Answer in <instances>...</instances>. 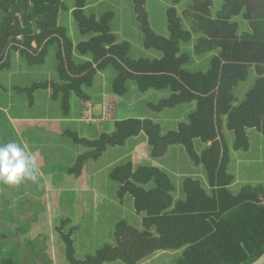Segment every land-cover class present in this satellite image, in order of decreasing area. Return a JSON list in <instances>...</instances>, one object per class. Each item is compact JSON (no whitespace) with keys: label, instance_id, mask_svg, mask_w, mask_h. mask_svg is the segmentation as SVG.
Wrapping results in <instances>:
<instances>
[{"label":"trees","instance_id":"1","mask_svg":"<svg viewBox=\"0 0 264 264\" xmlns=\"http://www.w3.org/2000/svg\"><path fill=\"white\" fill-rule=\"evenodd\" d=\"M132 2L143 45L159 51V57L132 58L131 43L120 41L111 27L113 11L100 17L88 15L87 0H74L71 9L80 33L89 35L77 43L68 28L59 23L61 10H69L65 0H0V71L10 68L13 52L36 65L46 61L51 47L56 51L57 80L15 87L26 91L31 101L37 89H49L51 99L60 102L61 113L69 118L71 95L81 99L84 110V102L90 100L85 87L92 86L96 76L111 67L116 73L112 91L117 95L125 94L127 81L134 80L144 93L170 90L167 97L149 103L154 111L194 104L187 120L167 132L159 122L137 117L116 120L113 132H102L94 139L75 130L63 132L74 143L88 148L75 166L67 168L70 174H81L85 160L100 159L109 146L124 145L144 134L152 158L160 159L170 146L182 145L191 161L204 168L207 178L204 184L195 176L184 177L181 196L177 197L173 179L160 166L136 165L132 161L115 165L110 178L119 183L117 199H133L137 214L142 216V228L120 220L115 226L114 244L107 243L95 254L78 258L73 234L63 230L68 220H63L57 230L67 244V262L103 264L121 260L138 264L161 250H181V257L173 264H251L264 253V182L246 184L233 192L236 176L230 171V147L224 129L226 123L239 150L251 145L248 129L264 134V0L255 6L252 0H226L215 14L214 0H193L183 12L190 28L184 25L177 8L170 6L166 10L168 36L152 29L145 0ZM243 4L250 7L243 14L250 29L240 33L239 23L233 18L244 12ZM193 33H199L194 45L196 54L218 51L207 71L191 70V55L181 52L180 43L190 41ZM253 66L259 77L239 102L234 89L248 78ZM197 140L207 144L201 151ZM27 213V219L33 221L36 214L31 209ZM18 221V217L2 215L4 228L30 231V225L23 223L26 220ZM1 238L0 264H25L24 247L9 245L6 234L2 233ZM41 256L34 264H42Z\"/></svg>","mask_w":264,"mask_h":264},{"label":"rangeland","instance_id":"2","mask_svg":"<svg viewBox=\"0 0 264 264\" xmlns=\"http://www.w3.org/2000/svg\"><path fill=\"white\" fill-rule=\"evenodd\" d=\"M145 1L150 25L157 34L169 35L166 10L170 6L177 8L183 17L184 25L190 28V22L184 17L183 12L193 0H179L177 3L174 0ZM225 1L214 0L212 13L215 14L222 9ZM65 3L69 10H61L59 23L68 28L75 43L89 38V35L80 33L78 24L72 16L74 0H65ZM110 10L114 13L111 27L120 41L127 40L131 43L132 58H155L161 55L156 49L144 47L142 30L132 0H87L85 7L86 14L95 13L97 17ZM243 14L245 11L233 18L239 23L240 33L250 29ZM198 36L199 33H193L190 41L181 42V52L191 55L192 60L188 65L191 70L207 71L210 68L212 56L217 55L218 51L196 54L194 45ZM55 53V48L51 47L43 64L31 65L21 54L13 52L10 68L0 71V143L14 141L27 145L30 154L36 156L40 168L38 183L25 181L19 185L9 186L0 183V202L3 203L0 208V236L2 233L6 234V240L11 246L19 244L24 247L25 264L37 262L42 251L53 245H57L60 249L56 262L48 257L51 254L49 252L48 255H44L46 257H40L42 264H45L44 262L69 264L66 258L67 244L59 241L61 234L57 230L64 222L63 220H68L63 225V230L67 234L73 233L75 256L78 258L95 254L107 243H115V237L112 234L115 232L113 224L119 217L117 215L122 213V209L125 219L132 221V224L137 222V216L130 210L133 199L127 196L123 207L116 201L119 183L111 180L110 173L119 163L132 161L136 165L160 166L173 179L176 186L175 195L181 192L182 180L186 176H195L204 184L207 182L204 168L191 161L182 145L170 146L164 157L154 159L150 155L148 143L142 141V136L129 139L124 145L109 146L98 160H85L79 175L67 172V168L75 166L78 157L86 153L88 148L74 143L72 138L63 134L66 130H75L81 136L94 139L102 132H113L116 120L137 117L157 121L161 124L163 131L167 132L176 129L179 122L187 120L194 104L187 103L162 112L154 111L148 106L149 103H157L161 98L167 97L170 90H150L144 93L138 89L134 80L127 81L125 94L117 95L112 91V82L116 73L110 67L96 76L92 86L85 87L90 102L87 101L84 104H91L93 114L89 116V113L83 110L81 99L72 94L71 113L69 118H66L61 113L60 102L51 99L49 89H37L33 94V101L29 99L26 91L15 89V87H28L34 82L57 80ZM258 77L257 69L253 66L248 78L235 87L234 94L239 102L245 98ZM89 120L101 122L90 123ZM224 133L230 147V171L236 176L231 187L233 192H239L246 184L264 182V134L255 129H248L251 145L247 150H239L234 146V133L227 128L226 123ZM196 146L201 151L207 144L197 140ZM79 201H82L80 205H78ZM84 201H88V204L86 205ZM30 209L33 214H36L33 221L28 220L30 214L27 211ZM4 214H8L9 217H18L19 223L22 219L26 220L23 223L26 227L30 225V231L25 233L24 229L19 227H15V231L9 226L4 228L2 223ZM52 224L55 240L49 237L52 236L51 233L53 234L49 230ZM137 224L139 225V220ZM36 228L41 229L38 234L33 233ZM2 241L1 238L0 245ZM167 252L171 254V251ZM177 253L172 252V254ZM165 254L160 252L150 256V261L144 264H172L173 262L165 259ZM179 257L181 256L176 258ZM112 262L107 264H126L121 260Z\"/></svg>","mask_w":264,"mask_h":264},{"label":"clouds","instance_id":"3","mask_svg":"<svg viewBox=\"0 0 264 264\" xmlns=\"http://www.w3.org/2000/svg\"><path fill=\"white\" fill-rule=\"evenodd\" d=\"M40 168L27 145L14 141L0 143V183L19 185L25 181L38 183Z\"/></svg>","mask_w":264,"mask_h":264},{"label":"crops","instance_id":"4","mask_svg":"<svg viewBox=\"0 0 264 264\" xmlns=\"http://www.w3.org/2000/svg\"><path fill=\"white\" fill-rule=\"evenodd\" d=\"M106 96H108L107 94H106ZM88 102H90V100L88 101ZM100 117V116H99ZM144 134H140L139 136H142V141H144V143H147V140H146V135H144ZM139 136H137V137H139ZM136 137V138H137ZM144 137V138H143ZM181 195H180V193L179 194H177V197H180ZM118 203H119V205L120 206H124L125 204H124V202H121V201H119V199H117L116 200ZM85 203H86V205L88 204V201H84ZM82 203V201H79V204L78 205H80ZM130 210L132 211V213L134 214V215H136L137 217H136V220H137V222H135V224H132V221L130 222L127 218L125 219V215H124V211H123V209H122V213H120V215L118 214L117 216H119V217H117L115 220L116 221H114V224L113 225H115L116 226V224H117V222H119L120 220H126L128 223H130L131 225H133V226H135V227H137V228H142V216L141 215H139V214H137V212H136V210H135V208H134V204H132L131 206H130ZM138 220H139V225L137 224L138 223ZM40 230L41 229H38V228H36L34 231H33V233H39L40 232ZM51 232H53V234L51 233L50 235H52V236H49V237H53V239L55 238V231H54V228H53V224H52V227H51V229H49ZM73 234V233H72ZM113 235H114V233H112ZM36 237V236H35ZM55 240V239H54ZM59 241L62 243V240H61V238H59ZM56 244V243H55ZM167 251H170V250H161V251H158V252H156V253H154L152 256H154V255H156V254H158V253H160V252H165L166 254H165V256H166V260L168 261H170L171 263L173 262V263H175V261L178 259V258H176L177 256H181V254H182V251L181 250H177V251H171V254H169L170 252H167ZM51 253L52 254V256H50L51 254H49L48 255V253ZM172 252H178V253H180V254H172ZM48 255V257H51V258H53V259H51L53 262H56V260L55 259H57L58 258V256H59V254H60V249L57 247V245L55 246V245H53L52 247H47V248H45V251H42V255H43V257H46V256H44V255ZM171 255V256H170ZM55 256V257H54ZM164 256V257H165ZM150 256L149 257H147V258H145V259H143V260H141L138 264H144V263H147V262H149L150 260ZM46 261V260H45ZM58 261V260H57ZM115 262H117V261H115ZM45 264H46V262H44ZM109 263H111V262H109ZM113 263V262H112ZM172 263V264H173ZM56 264H58V262L56 263ZM103 264H107V263H103Z\"/></svg>","mask_w":264,"mask_h":264},{"label":"flooded vegetation","instance_id":"5","mask_svg":"<svg viewBox=\"0 0 264 264\" xmlns=\"http://www.w3.org/2000/svg\"><path fill=\"white\" fill-rule=\"evenodd\" d=\"M241 2H242V0H241ZM252 3H253V6H255V5L261 4V0H252ZM242 7H243L244 11H249L248 9H250L249 4H243ZM259 7L262 8L261 6H259Z\"/></svg>","mask_w":264,"mask_h":264},{"label":"water","instance_id":"6","mask_svg":"<svg viewBox=\"0 0 264 264\" xmlns=\"http://www.w3.org/2000/svg\"><path fill=\"white\" fill-rule=\"evenodd\" d=\"M251 264H264V253Z\"/></svg>","mask_w":264,"mask_h":264},{"label":"built area","instance_id":"7","mask_svg":"<svg viewBox=\"0 0 264 264\" xmlns=\"http://www.w3.org/2000/svg\"><path fill=\"white\" fill-rule=\"evenodd\" d=\"M84 106H85V111H86L87 113H89V116H91V114H93L91 104H84ZM89 121H90V120H89Z\"/></svg>","mask_w":264,"mask_h":264},{"label":"bare ground","instance_id":"8","mask_svg":"<svg viewBox=\"0 0 264 264\" xmlns=\"http://www.w3.org/2000/svg\"><path fill=\"white\" fill-rule=\"evenodd\" d=\"M116 110V109H115Z\"/></svg>","mask_w":264,"mask_h":264}]
</instances>
